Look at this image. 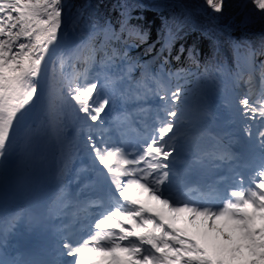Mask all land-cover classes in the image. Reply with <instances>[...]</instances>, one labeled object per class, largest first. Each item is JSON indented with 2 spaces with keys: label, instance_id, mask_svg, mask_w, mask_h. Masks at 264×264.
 Masks as SVG:
<instances>
[{
  "label": "snow or ice",
  "instance_id": "snow-or-ice-1",
  "mask_svg": "<svg viewBox=\"0 0 264 264\" xmlns=\"http://www.w3.org/2000/svg\"><path fill=\"white\" fill-rule=\"evenodd\" d=\"M205 3L214 12L222 11L223 0ZM252 3L264 13V0ZM63 9L62 0H0V158L60 38ZM104 32L107 40L109 29ZM96 53L90 38L74 55L90 66ZM153 79L161 103L143 144L129 151L122 144L106 142L103 136L87 137L95 161L110 177L122 203L98 218L87 238L63 239L61 255L72 257L71 264H264V163L254 181L245 187L241 178L219 205L205 202L212 193L205 194L198 187L188 186L179 195L166 190L178 178L175 141L182 90H168ZM104 86L89 79L88 67L67 84V96L78 112L97 124L103 123L102 113L111 103L101 94ZM239 105L243 117L264 123V92L256 99L242 97ZM258 138L264 150V128ZM133 188L148 193L147 198L142 199V193L129 195ZM118 251L126 255H117ZM89 252L108 255L93 260L86 255Z\"/></svg>",
  "mask_w": 264,
  "mask_h": 264
},
{
  "label": "trees",
  "instance_id": "trees-1",
  "mask_svg": "<svg viewBox=\"0 0 264 264\" xmlns=\"http://www.w3.org/2000/svg\"><path fill=\"white\" fill-rule=\"evenodd\" d=\"M85 1L62 0V28ZM106 22L111 24L107 40ZM77 25L81 33L98 26L91 37L95 46L103 44L111 53L115 49V60L121 55L124 63L135 64L136 75L148 67L154 74L165 68L172 86L179 83L181 97L196 96L217 73L223 74L228 92L238 89L237 62L242 59L258 69L264 65V13L252 0H223L220 12L209 9L205 0H90ZM168 29L173 37L165 43Z\"/></svg>",
  "mask_w": 264,
  "mask_h": 264
},
{
  "label": "rangeland",
  "instance_id": "rangeland-1",
  "mask_svg": "<svg viewBox=\"0 0 264 264\" xmlns=\"http://www.w3.org/2000/svg\"><path fill=\"white\" fill-rule=\"evenodd\" d=\"M77 13L78 12H76V14ZM78 17H81V15H78ZM245 20H248L247 17H245ZM107 27L105 29H107ZM69 61H72V57L69 58L62 54L60 58L55 62L54 83H56V94H58L59 96L52 98L51 101V105L54 109V122L56 124L55 129L65 137L66 147L70 150L65 166H67V164L70 165L72 163L71 161L75 160L74 157L78 156V150L80 148L81 142H87L85 131H83L80 126L86 127L89 126V123H91L90 121L85 119L82 113L78 112L74 103L67 96V84L74 81L73 72L70 73L68 71ZM115 67L116 66L112 63H108V65H106L104 68L106 70V74H112V71ZM153 77L154 76H150L149 74L144 75L141 79L138 80L133 77H127L122 78L121 83H125L126 86H130L133 84L137 87V90L133 93L134 99L137 97L145 99L148 96L157 99L158 97L156 93H144L140 90L142 86H144L146 90L150 89V86H154L155 90H157V83L153 79ZM155 77L164 85L166 89L170 90L167 87V78L163 72ZM220 77L221 76H218L215 79L212 78L210 80L208 93L206 95L200 96L196 100H193L192 98H190V96H186L181 102V109H179L181 118L178 121L177 138L175 141L178 153L177 160L179 159L180 153L188 150L190 146L195 142H200L198 138L200 134L196 135L197 126L195 125V123H197V121L207 112L205 102L210 94L214 97L215 101L219 103L224 110H226V113L229 114L228 111H232L234 113L239 112L236 111V109L240 107V105L237 103V99L235 98V96L231 98L232 104L226 105V101L228 99L230 101V98L224 97L221 91V88L219 86ZM246 121L248 122L249 120L247 119ZM247 210L251 209L247 208ZM218 223H220V221H218ZM119 254H123V252H119Z\"/></svg>",
  "mask_w": 264,
  "mask_h": 264
},
{
  "label": "bare ground",
  "instance_id": "bare-ground-1",
  "mask_svg": "<svg viewBox=\"0 0 264 264\" xmlns=\"http://www.w3.org/2000/svg\"><path fill=\"white\" fill-rule=\"evenodd\" d=\"M50 99H51L50 91L47 92V94H45V97L42 99H38L35 94L33 100L28 105H26L24 109L21 110V113L18 115L17 121L14 124L12 136L10 139L8 149L6 150L5 156L3 158H0V222L1 224H3L7 220V217L9 215L8 210H6L4 213L2 212V209L6 207V201H7L6 191H5L6 178L8 176V171L10 168L11 161L18 152L17 151L18 146L20 144L21 139L24 137L23 133L27 128V126L34 123L37 120V118L41 117L44 118L46 123L51 128V132L53 135L52 143L56 146V148L52 149V154L50 155L48 162L50 163L53 170L55 169L58 171V169L64 166V162L67 161V157L69 156L68 155L69 150L66 147L65 137L55 129L56 124L54 122V109L50 103ZM212 101H214V99L212 98H209L207 100L208 115L203 117L198 122V126H199L198 131L200 130V128L204 129V126L206 124L211 129H215V130L219 129V126L222 121V117L219 116L218 105H216V103L214 108L210 107V102ZM128 103H132V102H128ZM211 109H213L212 113H211ZM196 153L197 155H200L198 151ZM85 157L88 160V156ZM73 170L74 172H76L78 168H73ZM141 198L146 199L147 197L141 196Z\"/></svg>",
  "mask_w": 264,
  "mask_h": 264
},
{
  "label": "water",
  "instance_id": "water-1",
  "mask_svg": "<svg viewBox=\"0 0 264 264\" xmlns=\"http://www.w3.org/2000/svg\"><path fill=\"white\" fill-rule=\"evenodd\" d=\"M68 29L69 26L67 25L64 30L60 31V38L53 46L49 56L46 58V67L37 79V96L39 98H42L46 92V86L49 80V69L52 61L56 58L62 48H73L78 44V37L73 31L70 32L69 38L66 37V30Z\"/></svg>",
  "mask_w": 264,
  "mask_h": 264
}]
</instances>
